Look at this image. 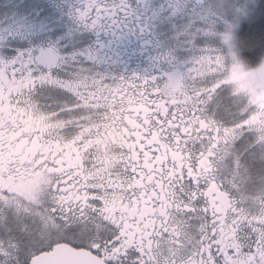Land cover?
<instances>
[{"label":"snow or ice","instance_id":"1","mask_svg":"<svg viewBox=\"0 0 264 264\" xmlns=\"http://www.w3.org/2000/svg\"><path fill=\"white\" fill-rule=\"evenodd\" d=\"M0 264H264V0H0Z\"/></svg>","mask_w":264,"mask_h":264}]
</instances>
